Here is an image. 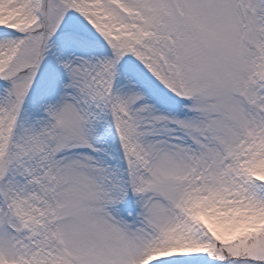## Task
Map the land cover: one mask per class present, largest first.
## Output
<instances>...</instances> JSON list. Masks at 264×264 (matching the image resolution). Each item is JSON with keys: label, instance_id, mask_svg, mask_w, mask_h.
Masks as SVG:
<instances>
[{"label": "snow or ice", "instance_id": "snow-or-ice-1", "mask_svg": "<svg viewBox=\"0 0 264 264\" xmlns=\"http://www.w3.org/2000/svg\"><path fill=\"white\" fill-rule=\"evenodd\" d=\"M0 264H264V0H0Z\"/></svg>", "mask_w": 264, "mask_h": 264}]
</instances>
